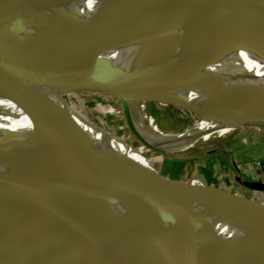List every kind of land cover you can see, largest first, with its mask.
Segmentation results:
<instances>
[{"label":"bare ground","instance_id":"1","mask_svg":"<svg viewBox=\"0 0 264 264\" xmlns=\"http://www.w3.org/2000/svg\"><path fill=\"white\" fill-rule=\"evenodd\" d=\"M234 7V37L264 28V0H234ZM138 11L146 33L106 53L102 57L104 61L129 72L161 65L174 68L173 74L179 76L207 68L211 75L222 78L220 87L207 83L206 88L197 92H190L186 87L172 92L204 107L235 105L246 95H255L253 101L236 109L234 115L238 116L234 118L225 119L226 116L222 115L199 130L194 131L189 127L176 134L161 132L147 113L138 108L147 103L129 99L137 110L138 123L146 140L134 128L131 119L129 125L147 143L148 149L162 151L165 156L177 155L193 149L199 142L206 143L213 138L223 137L243 125L264 123V113L258 110L250 112L264 105V87L246 88L241 83L225 81L224 68L207 58L211 54H221L248 66L264 68V40L251 38L247 46L231 43L218 27V12L210 0H198L172 10L138 7ZM253 13L258 15L249 17ZM117 20L115 13L95 5H71L29 25L0 15V66L34 77L67 93L73 87H81L75 85L90 75L84 71V67L60 52L55 36L57 38L72 31H83L96 23ZM214 68L218 71L213 72ZM255 75L256 79L264 81V74ZM48 120L53 122L44 126ZM84 125L107 164L86 150L77 131L65 119L35 106L24 105L18 109L8 100V94L0 90V146L12 145L11 149L0 151V164L20 172H33L42 171L46 166L42 155L67 158L68 162L89 175L86 178L92 184L86 183L94 193L105 199L103 204L112 212L172 239L186 237L187 219L172 203L157 196H149L141 203H135L107 189L102 178L106 181L121 179L117 172L119 169H123V175H131L118 153L105 144L116 146L122 142L89 121H84ZM73 136L77 138V147L72 144ZM143 160L153 170L150 162L145 158ZM91 198L97 199L94 194ZM2 208L5 209V216L1 220L14 232L8 235L0 233V264H103L97 259L86 263L82 252L73 245L74 237L30 214L17 191L7 184H0V211ZM208 220L211 223L210 234L205 239L198 236L195 264H216L219 261L217 264H233L237 259H225L230 252L238 257L264 260L263 240L238 230L217 214L209 216ZM20 238H30L23 240L27 251L24 257L17 253L21 248V242H18ZM46 256L50 257L47 261L43 260Z\"/></svg>","mask_w":264,"mask_h":264},{"label":"water","instance_id":"2","mask_svg":"<svg viewBox=\"0 0 264 264\" xmlns=\"http://www.w3.org/2000/svg\"><path fill=\"white\" fill-rule=\"evenodd\" d=\"M196 1L198 0H0V15L13 17L23 25L40 21L54 15L56 10L71 5H95L118 17L115 22L96 23L83 31H72L68 35L54 38L61 53L111 89L73 87L67 93L60 92L53 85L0 66V90L8 94V100L18 109L24 105L35 106L65 119L77 131L86 150L106 164L85 129L84 121L88 119L72 106L66 97L68 93L94 91L118 97L122 101L130 99L172 105L188 112L234 115L240 105L253 101L255 95H246L235 105L214 104L213 107H204L190 98L172 93L181 87L197 92L206 88L207 83L220 87L223 84L222 78L211 75L207 68L181 76L173 74L174 68L161 65L129 72L115 68L112 63L102 59L106 53L146 33L138 7L172 10ZM210 1L218 12V27L231 43L247 46L251 38L264 40V28L234 37V0ZM255 15L258 13L250 14L249 17ZM215 71L218 70L214 68L213 72ZM258 112L264 113V105H260ZM127 117L130 121L128 115ZM132 132L143 145L149 147L136 131ZM11 146L1 145L3 149L0 151L11 149ZM16 148L26 149L21 146ZM158 152L163 154L162 151ZM44 162L46 166L42 171L33 172H20L0 164V184L13 187L30 214L74 237L73 245L82 252L86 263L97 259L103 264H195L198 236L202 239L209 237L211 223L208 218L213 214L239 217L264 237V204L222 189L221 186L199 184L192 180H174L154 168L152 171H138L131 175H123V169H119L117 172L121 179L106 181L102 178L107 189L118 197L141 203L149 196H157L180 209L187 219V234L182 239H172L109 210L103 204L105 199L94 193L71 168L62 167L51 158H44ZM253 188L264 192L262 183H256ZM93 194L97 199L91 198ZM85 195L87 197L83 198ZM1 210L0 233L11 234L14 231L2 221L5 209ZM24 239L26 241L30 238ZM24 239H18L21 242V248L17 250L20 257H24L27 252ZM47 256L43 260L50 258ZM225 259H237L233 264H264V260L238 257L234 252L227 254Z\"/></svg>","mask_w":264,"mask_h":264},{"label":"rangeland","instance_id":"3","mask_svg":"<svg viewBox=\"0 0 264 264\" xmlns=\"http://www.w3.org/2000/svg\"><path fill=\"white\" fill-rule=\"evenodd\" d=\"M207 58L208 60L218 62L224 68L225 81L241 83L246 88H254L255 86L264 87V81L256 79L257 75H255L264 74L263 67L248 66L235 58L221 54H211ZM235 75H239V77ZM98 82L89 76L85 77L75 86L87 87L93 90L111 89L109 86ZM67 98L72 106L83 117L88 119L87 121L122 142L121 145L116 146L106 142L105 144L118 153L131 173L144 170L152 171L148 164L144 162L143 159L145 158L158 172L174 180H192L200 184L204 183V177L214 175L220 182L226 185L231 184L233 188H237L242 192L247 191L246 188L248 187L253 192L258 191L253 188L258 182L255 183L249 180L246 169L255 166L262 167L264 165V123L243 125L223 137L213 138L206 143L199 142L193 149L187 152L165 156L162 153L148 149L133 134L127 115L130 116L134 128L146 140V136L144 132H141V127L138 123L137 110L129 99L122 101L118 97L94 91L70 93ZM138 108L147 113L148 118L155 123L161 132L168 134L180 133L189 127L194 131L199 130L208 123H213L214 119L217 120L222 116V114L216 113L202 114L188 112L162 103H147L144 107L138 106ZM256 110L258 109H252L250 112ZM223 115L226 116L225 119L238 116L237 114ZM51 122L53 121L48 120L43 125L45 126ZM8 124L10 125V122ZM72 144L76 147L78 146L75 136H73ZM46 155H42V160H44ZM47 156V158L53 159L62 167L74 169V172L82 181L90 183L87 180L88 178H86L89 175L68 162L67 158ZM248 180L249 184L246 187ZM219 216L227 218L228 222L234 225H237L241 220V218L235 216L220 214ZM245 230L251 235L256 231V235L254 234V236H261L255 227L249 226ZM261 240L264 241V238H261Z\"/></svg>","mask_w":264,"mask_h":264},{"label":"crops","instance_id":"4","mask_svg":"<svg viewBox=\"0 0 264 264\" xmlns=\"http://www.w3.org/2000/svg\"><path fill=\"white\" fill-rule=\"evenodd\" d=\"M248 175H249V180L253 181V182H258V183H262L264 184V165L261 167H251L250 169H246ZM249 180H248V183L246 184V187H248V184H249ZM203 181L205 185H215V186H221L222 189H226L227 191H230L232 193H236L240 196H243V197H246V198H249V199H253L254 201L258 202V203H261V204H264V192L262 191H252L249 187L246 188L247 191H241L237 188H233V186L230 184V185H226L225 183L223 182H220V180L215 177L214 175L210 177H204L203 178ZM247 182V181H246ZM256 196V197H255ZM219 215V214H217ZM223 218V217H222ZM225 221L228 222L227 218H223ZM230 223V222H229ZM231 224V223H230ZM234 225V224H232ZM238 230H241L243 232H246V227H253L251 224H249L248 222H246L245 220H240L238 222L237 225H234ZM256 232V231H255ZM253 232V234L251 235L249 232H246L248 233L249 235H251L252 237L256 238L257 236H254V234L256 235V233ZM258 233V231H257ZM260 233V232H259ZM261 235V233H260ZM260 239H259V238ZM256 239H259L261 240V238H264L262 235L261 236H258Z\"/></svg>","mask_w":264,"mask_h":264}]
</instances>
